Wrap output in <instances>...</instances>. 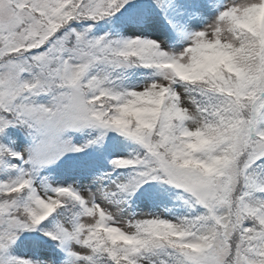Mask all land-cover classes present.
I'll list each match as a JSON object with an SVG mask.
<instances>
[{
  "label": "snow or ice",
  "instance_id": "6c2138e0",
  "mask_svg": "<svg viewBox=\"0 0 264 264\" xmlns=\"http://www.w3.org/2000/svg\"><path fill=\"white\" fill-rule=\"evenodd\" d=\"M0 264H264V0H0Z\"/></svg>",
  "mask_w": 264,
  "mask_h": 264
}]
</instances>
